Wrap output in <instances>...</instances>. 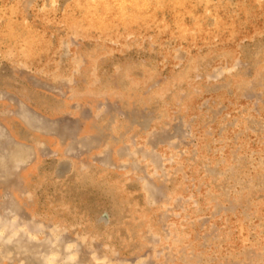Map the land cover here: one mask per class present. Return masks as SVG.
<instances>
[{
  "label": "rangeland",
  "instance_id": "obj_1",
  "mask_svg": "<svg viewBox=\"0 0 264 264\" xmlns=\"http://www.w3.org/2000/svg\"><path fill=\"white\" fill-rule=\"evenodd\" d=\"M0 264H264V0H0Z\"/></svg>",
  "mask_w": 264,
  "mask_h": 264
},
{
  "label": "bare ground",
  "instance_id": "obj_2",
  "mask_svg": "<svg viewBox=\"0 0 264 264\" xmlns=\"http://www.w3.org/2000/svg\"><path fill=\"white\" fill-rule=\"evenodd\" d=\"M91 1V5L92 4H95L96 2H98V0H90ZM100 3V2H99ZM111 5V4H110ZM88 9H90V7H87ZM120 8H122L120 5H117V4H115V9L116 10H118V9H120ZM122 10V9H121Z\"/></svg>",
  "mask_w": 264,
  "mask_h": 264
}]
</instances>
